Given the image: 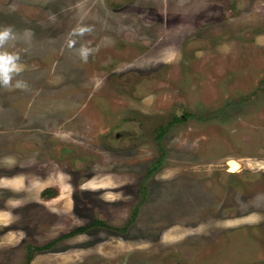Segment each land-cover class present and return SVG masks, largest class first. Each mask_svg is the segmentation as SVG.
Listing matches in <instances>:
<instances>
[{"label":"rangeland","instance_id":"obj_1","mask_svg":"<svg viewBox=\"0 0 264 264\" xmlns=\"http://www.w3.org/2000/svg\"><path fill=\"white\" fill-rule=\"evenodd\" d=\"M4 26L0 264H264V0H0Z\"/></svg>","mask_w":264,"mask_h":264},{"label":"clouds","instance_id":"obj_2","mask_svg":"<svg viewBox=\"0 0 264 264\" xmlns=\"http://www.w3.org/2000/svg\"><path fill=\"white\" fill-rule=\"evenodd\" d=\"M14 38L11 26L0 27V87L24 88L27 85L22 80L16 79L13 83V77L23 70L19 55L4 50V45Z\"/></svg>","mask_w":264,"mask_h":264},{"label":"bare ground","instance_id":"obj_3","mask_svg":"<svg viewBox=\"0 0 264 264\" xmlns=\"http://www.w3.org/2000/svg\"><path fill=\"white\" fill-rule=\"evenodd\" d=\"M232 169L231 171L236 172L239 168V163L237 159H232L231 161Z\"/></svg>","mask_w":264,"mask_h":264},{"label":"trees","instance_id":"obj_4","mask_svg":"<svg viewBox=\"0 0 264 264\" xmlns=\"http://www.w3.org/2000/svg\"><path fill=\"white\" fill-rule=\"evenodd\" d=\"M47 189V188H46ZM48 190V189H47ZM95 222H100V223H103V222H101V220H95Z\"/></svg>","mask_w":264,"mask_h":264},{"label":"flooded vegetation","instance_id":"obj_5","mask_svg":"<svg viewBox=\"0 0 264 264\" xmlns=\"http://www.w3.org/2000/svg\"><path fill=\"white\" fill-rule=\"evenodd\" d=\"M128 133H130V132H128ZM130 134H132V133H130Z\"/></svg>","mask_w":264,"mask_h":264}]
</instances>
